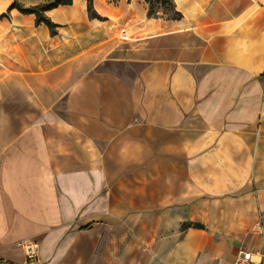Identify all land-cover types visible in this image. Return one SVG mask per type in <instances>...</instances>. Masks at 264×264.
<instances>
[{"label":"crops","instance_id":"0c3cea01","mask_svg":"<svg viewBox=\"0 0 264 264\" xmlns=\"http://www.w3.org/2000/svg\"><path fill=\"white\" fill-rule=\"evenodd\" d=\"M53 0L21 2L35 7ZM0 0V264L264 254V0H172L149 33L86 0ZM137 25V26H136Z\"/></svg>","mask_w":264,"mask_h":264},{"label":"rangeland","instance_id":"374dc122","mask_svg":"<svg viewBox=\"0 0 264 264\" xmlns=\"http://www.w3.org/2000/svg\"><path fill=\"white\" fill-rule=\"evenodd\" d=\"M17 1L21 4V2L29 3L32 0ZM91 6L93 15L100 17L98 12L104 16L126 15L128 17L125 18L138 20L137 25L140 23L146 25L149 33L168 30L180 23L182 19L175 10L172 0H92Z\"/></svg>","mask_w":264,"mask_h":264},{"label":"trees","instance_id":"16d2710c","mask_svg":"<svg viewBox=\"0 0 264 264\" xmlns=\"http://www.w3.org/2000/svg\"><path fill=\"white\" fill-rule=\"evenodd\" d=\"M88 2L89 12L91 17L93 18H99L96 15H93V9H92V0H86ZM72 0H53L50 2H47L43 5L35 6V7H24L21 5L17 0H14V3L12 5V8L18 9L23 14H34L37 16V23H44L49 27V29L52 31V33L55 32L56 25L53 24L51 21H49L47 18L44 17V12L51 10L53 8L58 7L59 5H68L71 4Z\"/></svg>","mask_w":264,"mask_h":264},{"label":"built area","instance_id":"2783aa9c","mask_svg":"<svg viewBox=\"0 0 264 264\" xmlns=\"http://www.w3.org/2000/svg\"><path fill=\"white\" fill-rule=\"evenodd\" d=\"M27 264H40L39 245L36 242L25 244ZM233 264H264V254H255L248 250H241Z\"/></svg>","mask_w":264,"mask_h":264}]
</instances>
